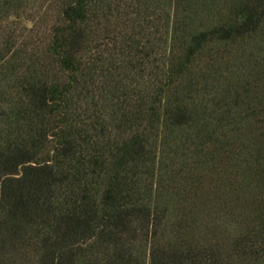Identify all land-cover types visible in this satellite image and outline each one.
Segmentation results:
<instances>
[{
  "label": "trees",
  "instance_id": "obj_1",
  "mask_svg": "<svg viewBox=\"0 0 264 264\" xmlns=\"http://www.w3.org/2000/svg\"><path fill=\"white\" fill-rule=\"evenodd\" d=\"M51 11L0 24V264H264V0Z\"/></svg>",
  "mask_w": 264,
  "mask_h": 264
},
{
  "label": "rangeland",
  "instance_id": "obj_2",
  "mask_svg": "<svg viewBox=\"0 0 264 264\" xmlns=\"http://www.w3.org/2000/svg\"><path fill=\"white\" fill-rule=\"evenodd\" d=\"M17 2H21V8L19 11V15L15 17L13 20L5 18L1 19V25H10V30H14L16 35L22 34L24 40L26 36L29 35V28L33 25L35 20H40L41 25H48L49 22H53L55 19V15L51 11L52 9L56 12L58 11V1L59 0H16ZM241 67L240 65H238ZM241 178V177H240ZM244 195L234 194L232 191L229 192L230 195L226 197L230 200L227 207H222L224 205L217 204V200H214L213 196L210 195L209 199L205 197L204 204H206V215L209 216L212 220L216 218L218 220L220 216L224 214V212L229 213L231 210H235L236 212H243L244 215L249 214V218L254 217L253 211L251 212L253 206L250 204V198L248 197L249 187L244 188ZM233 193V194H232ZM220 200V199H219ZM221 202L223 201L220 200ZM215 208L222 209L216 210ZM261 248H256V252H261Z\"/></svg>",
  "mask_w": 264,
  "mask_h": 264
}]
</instances>
